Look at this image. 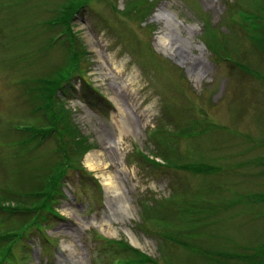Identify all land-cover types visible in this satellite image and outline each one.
<instances>
[{"label":"rangeland","instance_id":"rangeland-1","mask_svg":"<svg viewBox=\"0 0 264 264\" xmlns=\"http://www.w3.org/2000/svg\"><path fill=\"white\" fill-rule=\"evenodd\" d=\"M70 1L0 0V207H22L0 208V231L33 218L23 209L57 164L64 127L71 161L100 187L68 167L54 216L28 227L2 264H260L264 46L254 38L264 34L252 28L264 29L254 17L264 0H79L50 26ZM68 42L96 94L61 82L62 122L22 143L34 135L23 127L52 124L24 91L67 65Z\"/></svg>","mask_w":264,"mask_h":264},{"label":"trees","instance_id":"trees-1","mask_svg":"<svg viewBox=\"0 0 264 264\" xmlns=\"http://www.w3.org/2000/svg\"><path fill=\"white\" fill-rule=\"evenodd\" d=\"M79 0H73L70 1L69 4L65 5L62 7V9L57 10L55 13V19L51 20L50 22H48V24L50 26H54L55 25H64L67 22V18L69 17V14L72 12V10H77L75 9V7L78 5ZM81 5H86L84 2L81 3ZM81 5H79V7H81ZM83 6V7H84ZM241 16L243 18H247L250 21H253V16L251 15V13L244 11H240ZM262 17L263 21H264V15L263 14H256L254 17ZM62 23V24H61ZM67 26V25H66ZM65 27V26H64ZM66 29L68 28L65 27ZM254 30H257L258 32L261 31V33L263 32L264 34V29L262 28V25L259 23L258 25H254L253 24V28ZM68 30V29H67ZM63 31V30H62ZM257 43L262 44L264 46V37H257L254 38ZM72 40H70L71 42ZM68 42L67 45V51H68V62L66 66H63L61 68V70H58L54 73L53 76L49 77V78H37L34 79V81H37L36 85L31 86L30 88L26 89L24 91L25 95H26V100L28 101H32V98L35 99L38 103L37 105H34V109L35 111H43L44 113H48L49 115V119L52 118V124H48L47 126H45L44 128H34L33 126H26L25 128L23 127V129H29L30 133H34L33 136L28 137L27 140H23L22 143H28L30 142V140L34 139L36 134L39 132H49V131H53L56 128H58V122L60 121V123L62 122L64 116L61 118V115H59V113H61L59 108V111L55 108V104H56V97L53 98V96L55 95V92L58 91L59 87L61 85H59L61 82H67L68 80L72 79V78H78L80 79L81 83H80V88H81V93L86 96L91 98V95L96 94L95 91L93 90V88L91 87V84L86 80V78L82 75L81 71H78V57H77V51L75 46ZM241 62H239L238 65H240ZM241 64L240 67H242L244 70H246V65ZM24 95V96H25ZM40 102H39V101ZM55 112H58V115H56V118H54ZM66 116V115H65ZM54 119V120H53ZM60 134H61V138L63 139L62 143H58V162L56 165H54V167L52 168V170L49 172V174L42 180V182H40V185L37 189L31 191L29 193V195L33 198V204L23 210L28 211V212H33L35 213L33 218L30 219L27 218L26 220H24L20 226H18L17 228L14 229H8V230H2L0 231V264H2L4 262V260H6V258L9 257V255H11V245L14 241H16L18 238H21L25 232L26 229H28V227L30 226H35L37 230H41V220L44 221L47 219V216H54L53 215V211H52V204L53 202H55L57 199L56 197L59 196L61 194L58 186V181L63 177V174L65 172V170L70 167L73 168L77 171L78 176H80V178H83L84 181H87L93 185H95L96 187H100V184L98 183L97 179L95 177H93L89 172H87L85 170V168L81 165V164H76L75 161H71L72 157L69 156V154L67 153V151L65 150V145H70L71 148L69 147V149H74L73 147V143H71V140L73 139V136L69 135V129L64 127V131L60 130ZM60 139V140H62ZM25 141V142H24ZM61 142V141H60ZM63 145V146H62ZM64 147V148H63ZM68 149V148H67ZM165 151V150H164ZM165 154H167L168 152L165 151ZM162 159L164 160L165 155L161 154ZM152 160V159H150ZM152 162L154 163V161L152 160ZM75 164L74 166L72 165ZM171 164V163H169ZM72 166V167H71ZM205 169H203V168ZM183 169H194L196 171H210L213 170L214 167H210V166H199V165H191V164H186L185 166H182ZM215 170V169H214ZM217 170V169H216ZM260 197L257 199H254V202H262L264 201V194L263 195H259ZM10 208L9 211V215L12 214L15 211H22L19 205L17 206H13V205H7ZM7 206H2L0 208H4L6 209ZM41 211H45L47 212L46 214L41 213ZM41 216L44 217V220L41 219ZM23 223H26L22 226ZM22 226V227H21ZM20 227V228H19ZM19 228V229H18ZM44 237V235H43ZM45 239V238H44ZM43 239V240H44ZM132 252L134 254H137L139 259L138 261L140 262H146L149 258L146 257L145 255H143L139 250H135L134 248H131ZM262 254H263V259L261 260L260 264H264V248L262 250Z\"/></svg>","mask_w":264,"mask_h":264},{"label":"bare ground","instance_id":"bare-ground-1","mask_svg":"<svg viewBox=\"0 0 264 264\" xmlns=\"http://www.w3.org/2000/svg\"><path fill=\"white\" fill-rule=\"evenodd\" d=\"M160 40L164 44L166 41V38L162 36ZM86 160H87V165H89L91 169H95L96 165H98L97 162L95 161L94 154L92 153L86 155ZM103 181L107 189H110L112 187L111 180L109 179L108 176H103Z\"/></svg>","mask_w":264,"mask_h":264}]
</instances>
